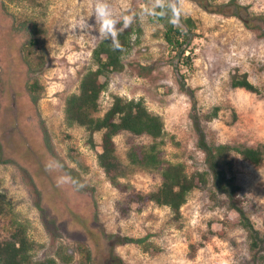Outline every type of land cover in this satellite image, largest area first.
Listing matches in <instances>:
<instances>
[{"label":"rangeland","instance_id":"rangeland-1","mask_svg":"<svg viewBox=\"0 0 264 264\" xmlns=\"http://www.w3.org/2000/svg\"><path fill=\"white\" fill-rule=\"evenodd\" d=\"M209 1H233L246 9L238 18L204 11L192 0H167L179 9L177 19H190L193 26L188 60L180 62L164 41L163 26L153 22V0H108L117 32L132 15L140 34L122 55V71L101 79L107 85L97 116L113 96L143 99L163 120L165 159L184 164L188 174L206 170L194 119H201L211 143L264 145V0ZM95 6L96 0H0V194L10 204L0 217V242L23 228L35 262L62 264L58 255L68 253L70 264H80L85 248L97 253L101 264L107 250L103 238L118 234L147 237L156 251L116 246L125 264H264V161L255 166L234 156L246 212L263 237L258 256L250 253L237 214L210 183L190 193L178 220L151 202L120 214L126 196L110 185L96 161L101 133L94 134L92 149L85 130L64 121L65 100L95 68L91 52L103 39ZM32 23L41 29L33 43ZM235 71L246 73L259 91L231 88ZM9 86L19 99L22 135L7 138ZM214 107L217 117L205 122ZM115 143L124 172L119 181L142 194L155 191L159 174L131 167L126 159L130 143L146 145L149 138L121 133Z\"/></svg>","mask_w":264,"mask_h":264},{"label":"trees","instance_id":"trees-1","mask_svg":"<svg viewBox=\"0 0 264 264\" xmlns=\"http://www.w3.org/2000/svg\"><path fill=\"white\" fill-rule=\"evenodd\" d=\"M204 11L224 16L240 17L245 7L230 1L224 4H212L209 0H192ZM153 22L163 26V38L168 47L176 53L175 60H188L184 56L193 36V26L190 19L178 20L172 9L156 7L153 12ZM41 33L39 24L32 23L29 30V41L36 42ZM139 28L133 24L126 25L119 30L111 40H100L92 49L91 60L94 69H88L81 77L77 93L68 96L64 103V121L69 127L78 126L85 130L87 144L95 148L93 136L101 133L100 152L96 155L98 167L107 177L110 185L126 196V205L118 209L125 215L131 205L138 209L151 202L158 207L167 208L174 220L181 217V208L194 190L206 187L209 183L213 193L223 197L226 206L237 214V223L247 233L249 251L252 256H258L263 247V237L255 229L241 196V188L237 182L234 170V156L252 165H260L264 161V145L255 146L207 141L201 119H194L197 132V147L204 155L206 170L188 174L184 164L171 163L165 159L164 123L159 115L151 113L143 99L126 100L113 96L109 107L101 115L100 96L106 88V82L101 80L112 73L123 69L122 55L133 44V37L138 38ZM187 63V62H186ZM191 67V64H186ZM231 88H239L257 93L259 90L249 81L246 73L235 71L229 79ZM192 97V94H190ZM37 98H33L35 102ZM219 108L214 107L210 113L204 115L205 122L215 119ZM127 133L133 137L145 136L149 144L130 143L126 152L127 163L131 167L142 170L155 171L159 174V187L148 194L135 192L129 184L120 182L124 177L121 164L116 155L115 137ZM71 179L76 181L73 175ZM10 212V204L0 194V217ZM18 228V227H17ZM107 244L105 260L101 264H125L116 254L115 247L124 244L139 246L145 253H155L154 247L147 237L132 238L118 234H108L103 238ZM31 243L23 228L16 229L6 241L0 242V264H53L54 261L35 262L31 256ZM84 262L80 264H100V256L89 249L80 251ZM68 253L63 257L58 255L62 264H70Z\"/></svg>","mask_w":264,"mask_h":264},{"label":"clouds","instance_id":"clouds-1","mask_svg":"<svg viewBox=\"0 0 264 264\" xmlns=\"http://www.w3.org/2000/svg\"><path fill=\"white\" fill-rule=\"evenodd\" d=\"M167 4V7L171 8L173 13L178 17L179 9L176 8L175 4L167 3V0H153V10L156 7L163 8ZM148 9H145L147 11ZM95 20L99 24V34L105 40H111L117 34L116 30V19L113 18L110 5L108 0H96V6L94 11ZM126 25L133 22L134 17L132 15L126 16Z\"/></svg>","mask_w":264,"mask_h":264},{"label":"flooded vegetation","instance_id":"flooded-vegetation-1","mask_svg":"<svg viewBox=\"0 0 264 264\" xmlns=\"http://www.w3.org/2000/svg\"><path fill=\"white\" fill-rule=\"evenodd\" d=\"M8 99H9V104L5 109L10 110L12 113H11V124L9 125V128L6 130L7 138H9L11 135L14 136L16 133L22 135L20 125L18 123V118L20 116L18 109L19 99L18 96L16 95V92L10 86L8 90Z\"/></svg>","mask_w":264,"mask_h":264}]
</instances>
